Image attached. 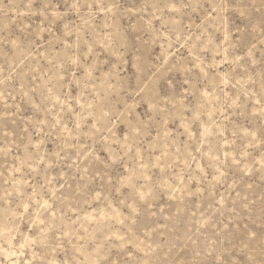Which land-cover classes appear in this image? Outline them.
Returning a JSON list of instances; mask_svg holds the SVG:
<instances>
[{"label": "rangeland", "instance_id": "1", "mask_svg": "<svg viewBox=\"0 0 264 264\" xmlns=\"http://www.w3.org/2000/svg\"><path fill=\"white\" fill-rule=\"evenodd\" d=\"M0 264H264V0H0Z\"/></svg>", "mask_w": 264, "mask_h": 264}]
</instances>
